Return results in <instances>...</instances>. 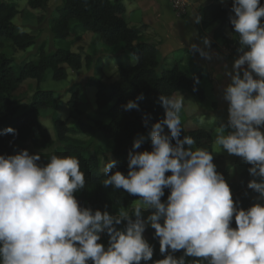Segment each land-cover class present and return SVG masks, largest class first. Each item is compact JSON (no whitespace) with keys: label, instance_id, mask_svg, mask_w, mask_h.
Returning a JSON list of instances; mask_svg holds the SVG:
<instances>
[{"label":"clouds","instance_id":"obj_1","mask_svg":"<svg viewBox=\"0 0 264 264\" xmlns=\"http://www.w3.org/2000/svg\"><path fill=\"white\" fill-rule=\"evenodd\" d=\"M262 18L261 0H233L230 23L238 38L239 58L226 72L231 79L224 88L229 119L226 126L214 130L212 151L196 147L191 136L180 139L184 98L162 94L159 103L165 118L148 130L152 151H135L145 141L141 135L128 153L127 175L118 170L112 174L115 160L104 164L105 187L139 197L130 208L113 215L81 207L75 194L85 188L86 180L75 156L51 154L42 165L41 155L28 150L0 155V264H147L154 254L144 238L148 226L159 238L161 254L167 253L154 264H187V257L194 258L191 264H264ZM194 20L199 23L201 17L194 15ZM202 41L211 44L207 36ZM192 48L208 55L197 44ZM129 55L136 66L140 57ZM194 79L198 84L199 78ZM141 99L142 93L137 97ZM124 107L139 110L136 101ZM149 123L150 118H145L146 127ZM226 127L231 131L226 132ZM3 134L18 132L9 127ZM222 149L251 165L254 179L247 188L258 193V202L247 210L234 201L213 163V152ZM166 188L170 195L162 202ZM121 224L122 229L117 227ZM102 233L110 238L107 247L99 242ZM180 250L183 255L176 258Z\"/></svg>","mask_w":264,"mask_h":264},{"label":"trees","instance_id":"obj_2","mask_svg":"<svg viewBox=\"0 0 264 264\" xmlns=\"http://www.w3.org/2000/svg\"><path fill=\"white\" fill-rule=\"evenodd\" d=\"M49 1L28 0V5L33 9L45 11ZM232 4L233 1H214L202 6V24H216L214 38L223 39L225 43H235L238 48V40L229 38L227 34L228 29L234 30L230 23ZM261 5H264V0H261ZM57 11L58 15L50 22V32L55 39L66 41L73 35L80 39L84 33L92 32L98 34L113 50H120L125 54L135 53L140 57V61L136 66L129 64L118 67L116 78L111 83H106L98 77L90 78L89 84L96 87V114L99 118L107 117L109 121L105 123L101 119H95L93 125L81 121V131L90 137V140L86 141L73 137L71 133L74 129L68 125L67 120L58 116L56 111L62 100L55 96L53 90L37 88L28 106L21 105L20 101L14 98V93L28 79L42 82L48 71L53 72L55 80L66 79L69 69L79 71L85 65L91 66L93 57L89 54L84 57L81 52L65 46L48 52L44 45H41L36 60L26 61L18 67L14 65L11 55L0 51V155H15L22 150H28L32 155H41V161L38 163L42 165L47 163L51 154L77 157L86 180L85 188L75 194L80 206L91 208L93 212L107 210L115 215L120 209L130 208L139 197L130 195L123 189L103 185L102 181L107 178V174L100 171L98 149H93L97 132L101 131L105 138L113 142L112 154L117 163L112 174L118 170L127 175L128 153L133 150L134 141L141 135L146 137L150 125L165 118V109L159 103V97L162 94L176 95L181 92L204 100L206 93L202 81L205 70L198 65L182 67L179 63L170 68H161L160 50L157 45L143 39L141 27L129 26L125 18L126 6L121 0H62ZM18 13L14 0L0 2V44L7 40L11 42L12 49L26 50L36 44L38 36L18 28L14 22ZM74 22L80 25V28H73ZM195 77L199 78L198 84ZM71 92L67 105L71 112L81 113L80 95L78 91L71 89ZM141 93L143 99L137 100ZM129 101H136L139 110H125L124 106ZM45 108L53 109L52 123L56 138L41 121V111ZM145 118H150L148 127L144 124ZM221 125L223 123L219 121L217 125L189 129L182 123L180 139L191 136L196 141V147L210 151L213 147L212 130ZM9 127L16 129L18 135L3 134ZM165 131L168 129L165 128ZM172 143L175 144V140ZM187 146L185 145V148ZM135 151H152L151 142L145 139ZM250 167L247 163L246 169L238 174L237 180L228 183L234 201L245 210L258 202L255 192L247 188L248 183L254 179L249 173ZM219 173L223 174L226 180V172ZM168 195L170 190L166 188L162 202L167 201ZM144 215L146 217L148 213ZM231 226L236 227L235 219ZM117 227L122 229L124 224ZM144 234L149 237V244L154 249L152 260L147 264L164 259L167 253L161 254L155 230L148 226ZM109 239L107 233H102L99 242L107 247ZM174 255L179 258L183 255V250ZM193 259L187 257V264H191ZM141 264L145 262L141 261Z\"/></svg>","mask_w":264,"mask_h":264},{"label":"rangeland","instance_id":"obj_3","mask_svg":"<svg viewBox=\"0 0 264 264\" xmlns=\"http://www.w3.org/2000/svg\"><path fill=\"white\" fill-rule=\"evenodd\" d=\"M4 1V0H0ZM7 1V0H5ZM11 1V0H8ZM193 0H190L192 3ZM233 0H218L217 2H228ZM115 2V1H113ZM154 0H152V3ZM19 10L18 15L14 18V22L21 31L31 32L38 36L36 44L29 47L26 50L12 49L10 41L3 40L0 44V51L6 52L13 58L15 66H21L26 61L36 60L38 58L40 46L44 45L46 51L51 52L58 47L65 46L76 52H81L85 57L89 54L93 57V63L91 66L85 65L79 71H73L69 69V75L66 79L55 80L53 78V72L48 71L42 82H37L35 79L26 80L14 93V98L19 100L21 105H30V101L33 93L37 88L50 89L55 92V96L59 97L62 102L57 109V114L62 119L67 120L74 132L71 133L73 137L82 138L86 141L90 140V137L81 131V121L94 124L95 119H101L105 123L109 121L107 117L99 118L96 114V87L89 84L91 77L101 78L106 83L114 81L117 75L118 67L128 66L131 63L130 55L122 53L120 50H113L107 45L98 34L88 32L83 34L79 39L76 35L71 36L66 41H60L55 39L50 32V22L52 18L58 15V7L61 6L62 0H50L48 8L44 10L33 9L28 5V0H14ZM172 4V3H171ZM173 7V6H172ZM174 9V8H173ZM179 14V13H177ZM43 17V18H42ZM73 28H80L76 22L72 24ZM74 33V31H72ZM228 37L234 38L236 36L234 30H228ZM144 40H151L150 37L145 34ZM222 41L221 47L222 53L226 56L228 61H234L239 58V53L235 47V43H225L223 39H216ZM215 44V43H214ZM162 55L161 68H170L174 64H182V51H173L170 55ZM184 67L185 65H180ZM194 65H187L186 67H193ZM205 87H209L208 82L205 83ZM71 89L78 91L81 104L79 106L81 113H73L67 105V101L71 96ZM181 93V92H179ZM183 96L184 107L182 109V115L188 116L185 120L182 119L188 128H197L200 124H208L215 122L214 118L207 119L202 115L210 116L214 114L212 110L217 109V102L214 101V95H209L208 100L201 101L196 96L190 94H176L177 97ZM197 112V114H196ZM194 113L196 118H194ZM52 108H45L41 111V121L43 126L48 128L51 134L56 138L53 123H52ZM198 121V122H197ZM200 123V124H199ZM228 132V130H226ZM145 139L151 142L148 135ZM93 149H98V156L100 157V171L104 164L108 160H114L113 158V142L104 137L101 131L97 132L95 139L93 140ZM187 146L186 148H188ZM213 150V149H212ZM210 150V151H212ZM213 163L216 165L217 172H226L227 183H232L237 180L238 174L246 169L247 163H245L241 157L236 155H229L225 150L220 152H213ZM254 195L258 196V193ZM144 238L149 242V237L144 234Z\"/></svg>","mask_w":264,"mask_h":264},{"label":"crops","instance_id":"obj_4","mask_svg":"<svg viewBox=\"0 0 264 264\" xmlns=\"http://www.w3.org/2000/svg\"><path fill=\"white\" fill-rule=\"evenodd\" d=\"M214 1L218 0H193L185 14H177V11L172 7L171 0H154L153 3L152 0H121L126 6L125 18L129 26L141 27L143 39L147 34L151 40L145 41L157 45L161 54L166 55L164 58L168 57L167 54L170 55L173 51L179 50L182 51L181 61L182 65H185L184 67L192 64L205 70L202 81V87L206 93L204 100H208V96L213 94V100L217 102V109L212 110L215 113H211L210 116L202 115L207 119L214 118L215 122L205 125L199 123L201 126H197V128L212 124L217 125L219 121L226 126L229 119V105L224 99V88L231 83L226 72L231 71L233 61H228L221 52L223 49L221 47L222 41L219 42L214 38V30L217 25L205 26L202 24V6ZM194 15L201 17L199 23L195 22ZM205 36L210 39V46L203 44L202 38ZM193 44L199 45L208 55L202 56L200 51L192 48ZM206 82H208L209 87H205ZM196 114H194V118L197 117ZM186 118L188 116L182 115L183 120ZM217 127L212 130L213 141L215 139L214 130ZM186 128H188L187 125ZM226 130L231 131L227 127ZM261 131H264V127H261Z\"/></svg>","mask_w":264,"mask_h":264},{"label":"built area","instance_id":"obj_5","mask_svg":"<svg viewBox=\"0 0 264 264\" xmlns=\"http://www.w3.org/2000/svg\"><path fill=\"white\" fill-rule=\"evenodd\" d=\"M175 11L179 14H185L191 5L190 0H171Z\"/></svg>","mask_w":264,"mask_h":264}]
</instances>
